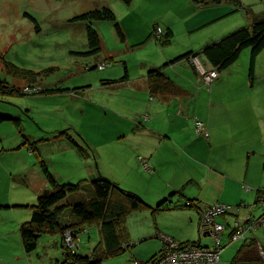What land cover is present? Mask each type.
Listing matches in <instances>:
<instances>
[{
	"label": "rangeland",
	"instance_id": "374dc122",
	"mask_svg": "<svg viewBox=\"0 0 264 264\" xmlns=\"http://www.w3.org/2000/svg\"><path fill=\"white\" fill-rule=\"evenodd\" d=\"M220 1L215 8L224 13L219 15L221 18L213 19L216 17L201 13L211 7L198 9L204 5V0H131L129 5L123 0H0V55L3 57L0 80L20 90L28 86L66 90L34 95L0 94V115L21 119L20 131L10 121L0 122V264H57L64 260L66 251L74 250L87 256L98 244V229L85 226L76 235L70 230L62 238L60 235H43L38 238L33 252L24 251L19 228L30 220L32 206L39 195L50 188L42 173L41 161L57 183L76 184L104 177L123 190L144 192L138 188L142 177L136 170L147 169L139 163L135 171L129 170L131 165L111 152L113 144L110 141L117 137L125 122L117 115L123 108L115 103H121L122 99L108 96L111 89H107L104 81L109 74L122 76L125 68L137 75L143 62H161L165 55L190 48L198 50L206 42L244 26L247 12L264 14V0H238L240 8L230 0ZM101 7L113 11L124 39L119 38L112 23L96 22L93 28L100 37L101 50L97 56L86 57L82 55L89 50L85 25L71 19ZM191 21L200 24L192 27ZM157 28L163 33L167 28L172 31L170 43L162 46L150 37ZM245 55L244 59L248 60L250 50H244L239 59ZM97 62L110 66L99 68ZM190 63L193 65L192 61ZM108 102L113 103L115 110ZM23 136L29 142L24 143ZM77 144L90 149L89 160L79 155ZM250 159L249 174L242 184L245 192L250 191L249 184L253 180L255 161L253 156ZM226 164L233 165L232 162ZM165 177H153L150 186L162 188ZM86 195L87 191H82L59 205H67L76 197ZM252 198L248 202L250 205L238 214L250 216L246 212L253 207ZM261 210L263 206L255 210L254 216ZM234 218L233 215L221 216L215 222L224 226L226 222L233 223L234 226ZM74 220L68 207L64 206L59 222L69 224ZM141 222L146 223L144 219ZM159 224L162 229L158 236L156 233L142 241L130 240L131 247L127 251L99 264H146L152 255L159 254L160 247L163 248L162 235L180 240L175 231L181 227L175 222L164 219ZM128 225L125 223V227ZM253 230H247L244 239ZM186 233L192 237L185 241L198 237V229L197 235L189 228ZM211 240L209 237L203 239L207 246L211 245ZM241 241L231 243L229 238L231 244L223 248L219 264L230 263Z\"/></svg>",
	"mask_w": 264,
	"mask_h": 264
},
{
	"label": "crops",
	"instance_id": "0c3cea01",
	"mask_svg": "<svg viewBox=\"0 0 264 264\" xmlns=\"http://www.w3.org/2000/svg\"><path fill=\"white\" fill-rule=\"evenodd\" d=\"M221 2L204 0V5L198 9L211 7L201 13L216 17L213 19L221 18L219 15H223L224 10L215 8ZM245 19L242 25L248 26L250 21ZM191 22L192 27L200 24ZM219 39L206 42L198 50L190 48L171 56L165 55L161 62H143L137 75H132L125 68L122 76L109 74L104 81L107 89H111L108 96L122 99L121 103H115L123 108L117 115L125 122L117 137L110 141L113 144L112 154L114 151V156H121V160L131 165L129 170L132 171L139 166V157L146 159L147 171L136 170L142 177L138 188L144 192H135L152 208L166 198H170L176 206L153 214L149 210L132 214L126 221L135 225L133 228L126 226L129 241L149 239L162 229L161 226L159 228L160 221L171 219L177 227H181L175 231L179 241L211 248L212 240L210 246L203 241L205 237L210 238L209 234L200 230L202 213L209 205L223 203L230 206L229 212L222 218L233 215L236 217L233 222L240 224L246 222L247 217L240 213L250 205L248 202L252 197L253 207L246 214L255 219L264 212L261 204L264 192V50L256 58L252 78L248 74L249 59H244L245 55L219 73L208 89L190 61L172 62L189 51L199 52L205 45ZM159 68L169 86L151 93L147 76L150 70ZM108 104L113 107V103ZM112 109L115 110L114 107ZM197 122L204 125V130H196ZM121 150L124 152L121 153ZM252 156L255 161L253 180L249 184L250 191L245 192L242 184L249 174ZM230 162L233 163L231 167L226 164ZM157 175L167 177L160 189L150 186ZM188 200L195 201L197 206L181 207ZM259 206H263V210L255 217ZM142 219L145 224H142ZM232 224L226 222V236L223 232L221 239L223 248L231 244L229 234ZM187 228L194 235L195 232L197 235L198 229V237L193 241H185L192 237L187 236ZM251 232L246 238L256 240L264 249V228Z\"/></svg>",
	"mask_w": 264,
	"mask_h": 264
},
{
	"label": "trees",
	"instance_id": "16d2710c",
	"mask_svg": "<svg viewBox=\"0 0 264 264\" xmlns=\"http://www.w3.org/2000/svg\"><path fill=\"white\" fill-rule=\"evenodd\" d=\"M230 1L240 8V2L238 0ZM123 2L129 5L131 0H123ZM246 14L247 16L245 15V18L250 21L248 26L240 27L226 34L218 41L205 45L199 52L189 51L175 58L172 62L182 59L192 61L198 58L206 69L209 68L206 67L205 63L219 74L236 63L242 52L248 49L250 50L248 74L249 77L252 78L256 58L264 50V14L257 15L253 13V15H251L248 12ZM71 20L74 22H81L85 25L89 50L82 55L86 57L97 56L101 50L100 37L97 30L93 28V24L96 22L105 21L112 23L119 38L121 40L124 39L123 33L117 23L116 16L108 7L90 10L75 16ZM154 29L155 28H153V31ZM172 36L173 33L169 28L165 29L163 35L159 38L153 36V32L150 34V37H153L162 46L170 43ZM2 60L3 57L0 55V61ZM160 70V68L153 69L148 73L147 77L151 93L169 86L167 78ZM36 87L28 86L20 90L0 80V94L4 95H34L52 92L61 93L66 91L62 88L38 87V89H36ZM32 89L36 90L31 91ZM7 121L12 122L20 131L21 119L19 117L0 115L1 123ZM23 137L24 143L29 142L25 136ZM75 146L77 152L83 158L90 156L91 152L89 148L78 144ZM92 155L95 157L94 153H92ZM41 168L50 188L39 195L37 203L32 206V216L30 220L24 222L19 228L24 251L26 253L33 252L37 248L38 238L43 235H60L62 238L66 231L70 230L76 235L85 226H95L99 234L98 244L89 255L82 256L79 252L74 250L66 251L64 260L57 264H99L108 258L119 256L131 247L128 232L125 227V223L129 216L146 210H149L153 214L155 212L170 209L171 207H176L175 203L172 202L170 198H166L152 208L138 194L123 190L116 183L104 177H98L93 181H81L76 184L57 183L54 176L42 161ZM82 191H87L88 195L76 197V200L79 199L77 202H75L76 200H71L69 204L64 205L68 207L71 214L75 217V220L69 224L59 222V217L64 207L59 204L72 196L79 195ZM262 197L264 200V192ZM196 206V202L190 200L181 205L183 208H195ZM262 216H264V212L260 217ZM242 225H245V223ZM233 231L232 229L229 237ZM260 251L263 252V255L260 254ZM161 252L149 259L147 263L149 264L156 260ZM229 264H264V249L259 247L256 240L245 238L237 248Z\"/></svg>",
	"mask_w": 264,
	"mask_h": 264
},
{
	"label": "built area",
	"instance_id": "2783aa9c",
	"mask_svg": "<svg viewBox=\"0 0 264 264\" xmlns=\"http://www.w3.org/2000/svg\"><path fill=\"white\" fill-rule=\"evenodd\" d=\"M163 35L160 28H157L154 36L159 38ZM195 66L196 72L201 77L204 86L210 87L211 83L217 79L218 72L212 69H206L198 59L192 60ZM107 64L99 63V68H105ZM32 89L31 91H35ZM196 130H204V125L201 122L196 123ZM139 163L148 169V162L146 159L139 157ZM261 204L264 205V200L262 199ZM230 210V206L226 204L215 203L209 205L202 213V218L200 222V230L204 233H208L212 239L211 248L203 247L199 244H184L168 236H161L163 243V250L159 257L149 264H219L220 253L223 249L221 244V239L225 226L222 224H217L215 219L226 214ZM258 227L264 228V216L257 219H251L250 216L246 219L245 225H239V223H234L233 232L230 235L231 243L238 241L239 239H244V234L247 230L256 229ZM159 233L157 234V236ZM263 255V252L260 251Z\"/></svg>",
	"mask_w": 264,
	"mask_h": 264
}]
</instances>
